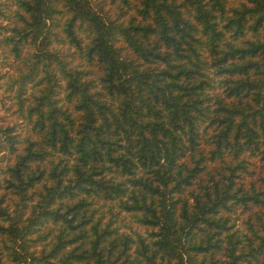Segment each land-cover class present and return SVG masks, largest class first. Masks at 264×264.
<instances>
[{
  "label": "trees",
  "instance_id": "obj_1",
  "mask_svg": "<svg viewBox=\"0 0 264 264\" xmlns=\"http://www.w3.org/2000/svg\"><path fill=\"white\" fill-rule=\"evenodd\" d=\"M0 264H264V0H0Z\"/></svg>",
  "mask_w": 264,
  "mask_h": 264
}]
</instances>
